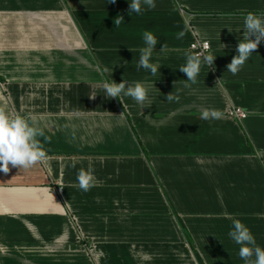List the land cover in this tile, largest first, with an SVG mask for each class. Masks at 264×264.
<instances>
[{
	"label": "crops",
	"instance_id": "1",
	"mask_svg": "<svg viewBox=\"0 0 264 264\" xmlns=\"http://www.w3.org/2000/svg\"><path fill=\"white\" fill-rule=\"evenodd\" d=\"M155 2L136 15L129 0H0V108L36 121L47 152L0 172V264H245L234 219L264 248V41L227 71L264 0ZM145 31L155 76L136 67ZM194 38L216 56L196 83L179 69ZM113 80L148 85L149 107L106 96ZM209 108L221 118L201 119Z\"/></svg>",
	"mask_w": 264,
	"mask_h": 264
},
{
	"label": "clouds",
	"instance_id": "2",
	"mask_svg": "<svg viewBox=\"0 0 264 264\" xmlns=\"http://www.w3.org/2000/svg\"><path fill=\"white\" fill-rule=\"evenodd\" d=\"M108 3H115V0H108ZM129 6L130 13L139 15L145 9H154L156 2L155 0H129ZM119 23L120 20H117L116 24L119 25ZM241 29H243V38L236 46L237 55L227 66V71L233 75L241 71L253 52L264 41V13H247L243 18ZM183 35L184 33H180L177 38H182ZM142 38L146 47L141 51L136 65L137 70L144 69L155 76L160 65L150 61L158 39L150 31H145ZM222 46L224 48L225 45L222 44ZM204 48L207 49L208 45L205 44ZM215 58L216 56L213 55H204L203 58L199 55H188L185 65L179 69L186 74L187 81L196 83L202 64H206L208 67L213 66ZM103 88L104 94L109 98H118L122 102L121 96L123 95L132 98L143 107H149L150 91L146 84L137 82L133 85L125 80L116 83L113 80L110 83H104ZM175 99L178 98L172 94L166 96L168 102ZM221 115L219 110L209 108L201 113V119L216 120L220 119ZM43 137H45V132L37 125L36 121H30L22 115L12 117L0 108V172L7 174L10 171L9 165L13 168L28 169L37 163H43L47 159V152L39 139ZM73 167H75V163H73ZM77 182L80 190L90 191L96 185L93 169L91 167L86 170L81 169L77 174ZM228 236L240 246L238 256L245 264H264V248L257 244L254 234L241 220L234 219L232 221Z\"/></svg>",
	"mask_w": 264,
	"mask_h": 264
},
{
	"label": "built area",
	"instance_id": "3",
	"mask_svg": "<svg viewBox=\"0 0 264 264\" xmlns=\"http://www.w3.org/2000/svg\"><path fill=\"white\" fill-rule=\"evenodd\" d=\"M205 44L208 45L207 49L204 48ZM188 49L192 55H199L201 58H203L204 55H209L211 51L210 44L207 41L199 40L198 38H194V40L190 42ZM226 116L227 118L235 121H242L247 118L246 113L238 108H230L227 110Z\"/></svg>",
	"mask_w": 264,
	"mask_h": 264
},
{
	"label": "rangeland",
	"instance_id": "4",
	"mask_svg": "<svg viewBox=\"0 0 264 264\" xmlns=\"http://www.w3.org/2000/svg\"><path fill=\"white\" fill-rule=\"evenodd\" d=\"M62 64H63V65H67L66 62H64V61H63ZM72 64H73V63H72ZM72 64H71V65H72ZM68 77H70V76H68ZM73 77H74V76H73ZM73 77H72V78H73ZM70 78H71V77H70Z\"/></svg>",
	"mask_w": 264,
	"mask_h": 264
}]
</instances>
